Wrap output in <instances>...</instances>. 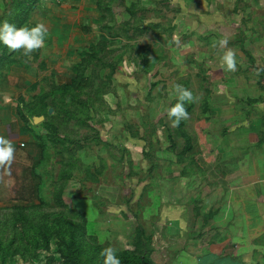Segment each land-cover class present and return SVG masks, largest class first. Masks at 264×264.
<instances>
[{
  "label": "rangeland",
  "instance_id": "374dc122",
  "mask_svg": "<svg viewBox=\"0 0 264 264\" xmlns=\"http://www.w3.org/2000/svg\"><path fill=\"white\" fill-rule=\"evenodd\" d=\"M14 1L0 0V21L18 26ZM22 22L46 25L45 46L2 52L12 54L13 73L28 65L34 91L39 83L50 98L25 92L19 112L42 113L36 130L55 129L36 139L38 197L0 202V264H63L54 238L35 258L11 253L26 242L32 251L44 214L74 235L67 264H103L106 247L121 264L242 259L224 251L242 225L229 218L236 205L225 181L254 143L264 145V0H38ZM225 38L235 72L220 67ZM174 84L194 96L179 127L166 114ZM17 155L19 177L11 168L7 187L29 173L15 162L32 160ZM249 254L264 264V249Z\"/></svg>",
  "mask_w": 264,
  "mask_h": 264
},
{
  "label": "crops",
  "instance_id": "0c3cea01",
  "mask_svg": "<svg viewBox=\"0 0 264 264\" xmlns=\"http://www.w3.org/2000/svg\"><path fill=\"white\" fill-rule=\"evenodd\" d=\"M12 63L13 62L10 64ZM10 64H7L3 69L0 70V76L5 79L4 82L0 84V92L3 97L8 95L7 99H4L3 101L0 99V136L11 140L15 148V153L16 151L23 152L27 159L29 158L32 160L29 166L25 164L24 157L15 163H20L23 166L24 171L28 170L29 178L34 173L36 178L33 180L35 181L38 178L36 166L40 162V157L42 154V145H40L36 139L40 135L41 138H43L50 135L49 133L52 134L55 127L51 126L50 130L46 128H38L39 130L35 129L34 123H38V121L43 120L44 118L41 115L42 113L36 114L34 116L31 115V117H33L31 120L27 115L24 117L21 116L19 109L26 105V102L29 101L30 96L38 92V95L41 94V99H43L45 97L43 93L45 90L41 89V86L39 83H37L36 87L39 88L34 91L35 82H31L29 78V76L32 75V72H29L28 65L21 63L24 68H18L20 71L19 73L17 71L13 73L14 66L11 67L12 70H9ZM14 65H17V62H14ZM50 70L53 72L52 69ZM10 78L12 81H10ZM58 80H64V78L62 76H58ZM25 92H27V94L31 92L32 94L28 98L25 96ZM13 93H15V96H13ZM23 97H25L26 100ZM49 98L50 95L45 97V99ZM53 103L55 104L54 101ZM31 107H33V104L29 105V108ZM49 109H52V111L49 112ZM47 112L51 114L54 112V108L49 106L47 108ZM49 117L51 116L49 115ZM254 144L256 145L249 148L247 152L252 156H249L247 160L242 161L241 166L238 168L239 173H234L233 169H230V173L226 175L225 181V185L230 187L228 195L231 193L232 195L234 194V198H230V196H228L229 201L232 205H236L235 208H233L232 214L229 216V218H238L242 225L240 227L234 228V233L230 230V233L234 235V238L230 244L225 245L224 251L228 252L229 254L231 251L238 252L237 255H241L242 253L244 257H242V259H238L235 258V256H227L224 259H215L214 262L200 261V264H262L259 262L260 258L257 260L256 257L252 258L249 254L252 252V250L256 249V247L260 248L261 250L264 249V243L261 237L262 234H264V210L262 209L264 206V145H260L257 142ZM11 168L12 172L10 174L9 172H6L4 169L0 168L5 177V181L7 180L8 174L10 177H19L17 169L18 167L12 166ZM23 179L26 180V176H24ZM23 179H21V182ZM11 200L18 202L27 201L24 199H17L15 196H13L11 199L0 202ZM257 236L258 238L252 241H257L256 243L248 244V240H251L252 237ZM214 257H217V255L215 254Z\"/></svg>",
  "mask_w": 264,
  "mask_h": 264
},
{
  "label": "clouds",
  "instance_id": "9594fccd",
  "mask_svg": "<svg viewBox=\"0 0 264 264\" xmlns=\"http://www.w3.org/2000/svg\"><path fill=\"white\" fill-rule=\"evenodd\" d=\"M47 36L48 28L43 22L18 27L7 20L0 21V44L13 52L22 51L25 56L43 48ZM227 44V38L219 41V45L226 49L220 58V67L224 71L235 72L237 69L236 54L226 48ZM169 99H175L176 102L166 108V114L171 120L172 127H179L182 121L189 118L185 105L193 102V93L180 84H174L169 93ZM14 154L15 148L11 140L0 136V168L10 173ZM117 251L113 247L104 248L101 252L103 264H121Z\"/></svg>",
  "mask_w": 264,
  "mask_h": 264
},
{
  "label": "trees",
  "instance_id": "16d2710c",
  "mask_svg": "<svg viewBox=\"0 0 264 264\" xmlns=\"http://www.w3.org/2000/svg\"><path fill=\"white\" fill-rule=\"evenodd\" d=\"M38 0H15L14 3L20 6L19 10L16 11V16L19 24L22 23L20 26L23 25V20L25 19V15L28 14L29 10L31 11V7L34 3H36ZM26 23V22H25ZM6 46L0 45V70L3 69L7 64L13 62L11 59L12 54H6V52H2V49H4ZM51 135V133H49ZM20 155V154H19ZM17 155L15 159L18 158ZM17 174V173H16ZM24 176H26V180L23 179L21 186H14V187H7L5 177L2 173V170L0 169V201H4L7 199H11L13 196L17 199H24L27 201H32L39 195V183L33 180L36 178L35 174L33 173L32 176L29 178L28 173L25 172ZM23 176V177H24ZM17 193V195H16ZM16 216L20 215L23 217V214L21 212H17L15 214ZM50 216V215H49ZM43 220L40 223L38 231H34L33 236L34 240L33 243H29L33 245L32 251H30L27 248V242L23 244H19L13 248V252L11 253H17L21 254L23 257L26 255V253H32V257L35 258L38 255V252L41 251H48L50 250V241L52 238L57 239L55 248H51V251H53V258L55 261H58L63 264L67 263H74L75 261L70 257L71 255V248L74 244V235L73 234H65L63 231L64 222L60 218H56L53 220H50L47 218L46 214H44ZM3 223L0 222V229L3 227ZM23 234V233H22ZM25 235V234H23ZM2 240V238H1ZM24 241V240H23ZM25 245V246H23ZM52 259H49L48 262H50ZM139 264H151V262L145 257V256H139Z\"/></svg>",
  "mask_w": 264,
  "mask_h": 264
},
{
  "label": "water",
  "instance_id": "95a60500",
  "mask_svg": "<svg viewBox=\"0 0 264 264\" xmlns=\"http://www.w3.org/2000/svg\"><path fill=\"white\" fill-rule=\"evenodd\" d=\"M52 111V109H49V112H51Z\"/></svg>",
  "mask_w": 264,
  "mask_h": 264
}]
</instances>
